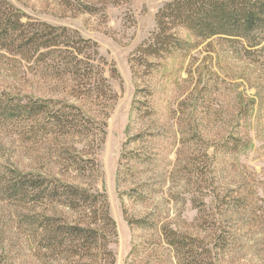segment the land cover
Wrapping results in <instances>:
<instances>
[{"label": "rangeland", "instance_id": "rangeland-1", "mask_svg": "<svg viewBox=\"0 0 264 264\" xmlns=\"http://www.w3.org/2000/svg\"><path fill=\"white\" fill-rule=\"evenodd\" d=\"M7 1L26 17L77 30L117 68L119 78L110 79L116 100L93 155L100 173L85 179L107 196L114 264H264V50L179 29L195 46L135 74L131 54L154 31L166 0H131L104 13L65 10L56 0ZM2 62L0 92L81 104L57 93L56 79ZM18 130L0 122V264H62L37 248L31 219L42 207L5 184L39 167L79 181L53 138L36 142ZM59 209L48 204L42 212L58 220ZM138 218L147 226L128 223ZM168 230L183 238L182 253L167 244Z\"/></svg>", "mask_w": 264, "mask_h": 264}, {"label": "trees", "instance_id": "trees-1", "mask_svg": "<svg viewBox=\"0 0 264 264\" xmlns=\"http://www.w3.org/2000/svg\"><path fill=\"white\" fill-rule=\"evenodd\" d=\"M56 1L65 10L104 13L108 5L131 0ZM179 29L196 40L240 39L246 51H263L264 0H166L155 14L154 31L131 54L133 72L146 74L166 56L183 55L194 47L178 34ZM0 59L2 66L25 65L23 74L56 79L57 93L65 92L81 103L0 92V122L11 120L19 135L36 142L53 138L57 156L66 164L62 165L71 167L79 181L61 180L39 167L22 173L14 170L12 182L5 184L13 196L29 198L33 207H42L31 219L38 250L45 249L62 264H114L111 245L117 234L107 196L85 179L100 173L93 155L103 143L105 119L116 100L110 84V79L119 78L115 64L99 53L95 41L77 30L26 17L7 0H0ZM48 204L60 208L55 210L58 220L42 212ZM128 223L147 226L145 218ZM164 236L177 253L183 252L186 244L179 234L168 230Z\"/></svg>", "mask_w": 264, "mask_h": 264}]
</instances>
